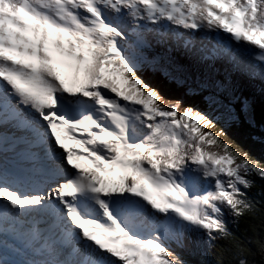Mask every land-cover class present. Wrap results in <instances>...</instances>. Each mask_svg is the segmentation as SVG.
Masks as SVG:
<instances>
[{
    "label": "snow or ice",
    "instance_id": "6c2138e0",
    "mask_svg": "<svg viewBox=\"0 0 264 264\" xmlns=\"http://www.w3.org/2000/svg\"><path fill=\"white\" fill-rule=\"evenodd\" d=\"M257 104L264 0H0V264H264Z\"/></svg>",
    "mask_w": 264,
    "mask_h": 264
},
{
    "label": "trees",
    "instance_id": "16d2710c",
    "mask_svg": "<svg viewBox=\"0 0 264 264\" xmlns=\"http://www.w3.org/2000/svg\"><path fill=\"white\" fill-rule=\"evenodd\" d=\"M255 119H256V123H257V134H259L258 129L259 126L262 122H264V107H262L261 105L257 104L256 108H255ZM249 129L244 126V125H240V126H234L231 134L233 135V137L240 143L247 145L248 144V135H249ZM260 150L257 149L255 152V155L259 156Z\"/></svg>",
    "mask_w": 264,
    "mask_h": 264
}]
</instances>
